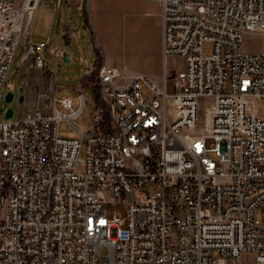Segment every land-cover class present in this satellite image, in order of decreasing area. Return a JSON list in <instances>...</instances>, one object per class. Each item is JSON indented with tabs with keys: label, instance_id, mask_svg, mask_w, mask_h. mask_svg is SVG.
Here are the masks:
<instances>
[{
	"label": "built area",
	"instance_id": "built-area-1",
	"mask_svg": "<svg viewBox=\"0 0 264 264\" xmlns=\"http://www.w3.org/2000/svg\"><path fill=\"white\" fill-rule=\"evenodd\" d=\"M39 1L0 0V264H264V52L243 48L264 32V0H158L182 70L157 85L104 63L75 88L78 110L50 80L46 110L2 120L23 40L46 68ZM63 120L80 136H61Z\"/></svg>",
	"mask_w": 264,
	"mask_h": 264
},
{
	"label": "rangeland",
	"instance_id": "rangeland-1",
	"mask_svg": "<svg viewBox=\"0 0 264 264\" xmlns=\"http://www.w3.org/2000/svg\"><path fill=\"white\" fill-rule=\"evenodd\" d=\"M86 0H40L33 21L30 27V37L35 43L43 42L47 45L44 52L47 79L53 82L62 90L59 97L71 95L75 98L76 110L80 107L78 94L75 88L81 84L86 85L90 79L94 66L98 61V48L92 29L87 25L84 18ZM67 35L70 44L66 43L64 36ZM246 37H243V44ZM55 45L58 50L55 49ZM206 54L211 53V46L206 45ZM28 52V45L23 40L17 50L13 62L12 74L6 87L4 100L1 106V119L5 120V114L9 108H13L14 115L10 118L13 121L19 120L29 112H35L39 107L46 110L44 102L38 106V100L33 94L24 91L25 100L20 101L21 89L27 87V78L38 80L40 71L30 72L32 61H24V56ZM65 54L67 58L65 59ZM180 61L170 59V70L175 73L178 71ZM169 91L173 90L172 81L168 84ZM8 93L14 94L12 102L7 103L5 97ZM97 92L92 87H87L85 91L86 105L82 112L73 120L78 124L82 131L88 133L93 129V122L98 107ZM41 103V101H40ZM58 108L62 110L58 104ZM202 118V115H201ZM59 133L63 137H78L81 133L75 131L70 123L63 120L59 125ZM133 199V197H129ZM142 201V199L140 200ZM109 216H113L116 207L105 206ZM186 210L179 212L180 217H184ZM255 258V254L245 256V261Z\"/></svg>",
	"mask_w": 264,
	"mask_h": 264
},
{
	"label": "crops",
	"instance_id": "crops-1",
	"mask_svg": "<svg viewBox=\"0 0 264 264\" xmlns=\"http://www.w3.org/2000/svg\"><path fill=\"white\" fill-rule=\"evenodd\" d=\"M84 18L92 29L101 65L111 64L128 75L145 73L157 85L162 84L165 71L173 73L170 59L181 62L178 71L184 68L183 58H165L163 6L160 1L86 0ZM245 37L243 48L246 51L264 52V32L247 33ZM24 61H32L30 72L38 70L41 75L34 80L27 74V87L21 89V94L25 95L24 91L28 89L40 106L50 78L47 79L46 68L36 67L34 57L28 58L26 53Z\"/></svg>",
	"mask_w": 264,
	"mask_h": 264
},
{
	"label": "water",
	"instance_id": "water-1",
	"mask_svg": "<svg viewBox=\"0 0 264 264\" xmlns=\"http://www.w3.org/2000/svg\"><path fill=\"white\" fill-rule=\"evenodd\" d=\"M34 2H35V0H31V5L34 4ZM64 38L67 40L66 43H67V44H70L69 39H67V35H65ZM65 59H66L67 61L70 60L69 58H67L66 54H65ZM13 99H14V94H13V93H8V94L6 95V97H5V100H6L7 103L12 102ZM13 115H14V110H13V108H9V109L7 110V112H6V114H5V118H6V119H10V118L13 117Z\"/></svg>",
	"mask_w": 264,
	"mask_h": 264
},
{
	"label": "trees",
	"instance_id": "trees-1",
	"mask_svg": "<svg viewBox=\"0 0 264 264\" xmlns=\"http://www.w3.org/2000/svg\"><path fill=\"white\" fill-rule=\"evenodd\" d=\"M100 67H101V63H100V61L99 62L97 61V63L94 66V71H93L90 79H92V80H97L98 79V70H99Z\"/></svg>",
	"mask_w": 264,
	"mask_h": 264
}]
</instances>
